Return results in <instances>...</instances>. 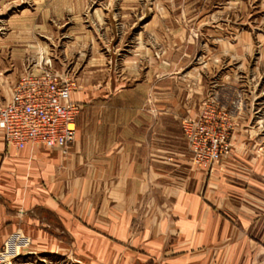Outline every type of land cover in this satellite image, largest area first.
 <instances>
[{
    "label": "crops",
    "instance_id": "obj_1",
    "mask_svg": "<svg viewBox=\"0 0 264 264\" xmlns=\"http://www.w3.org/2000/svg\"><path fill=\"white\" fill-rule=\"evenodd\" d=\"M25 1L0 0V18L20 14L32 18V12L18 10ZM250 2L253 14L264 11V0ZM9 29L10 38L0 37V84H7L0 93L1 105L11 99L10 90L31 65V58L38 63L50 59L54 70L61 72L44 43L31 40L19 46L16 42L14 36L21 29L29 32V27L15 24ZM36 50L40 51L37 57ZM137 85L111 91L109 105L101 108L89 106L84 92H74L72 100L81 104L82 112L77 138L66 152L45 146L18 150L7 145L0 130V263L25 252L65 251L70 242H89L94 247L99 240L85 236L84 227L100 226L99 217H92V210H97L95 196L107 195L106 210L122 214L108 216L106 225L123 227V238L117 240L129 253L144 255L155 264H264V201L258 197L264 196V155L226 156L214 177L202 175L198 186L189 156L183 155L175 160L188 168L180 183L179 177L164 169L163 98L158 103L155 92L154 105H148L149 99L153 103V93L148 96L140 90L142 81ZM128 95L136 97L130 104ZM121 97L123 105L111 102ZM185 112L197 114L189 106ZM235 142L252 145L243 139ZM165 177L176 181L165 184ZM163 198L171 200L168 208ZM165 208L171 214H158ZM72 213L76 234L68 228ZM53 216L58 221L54 227ZM137 218L138 232L133 221ZM115 237L112 234L114 243ZM168 246L174 249L172 254L166 252Z\"/></svg>",
    "mask_w": 264,
    "mask_h": 264
},
{
    "label": "rangeland",
    "instance_id": "obj_2",
    "mask_svg": "<svg viewBox=\"0 0 264 264\" xmlns=\"http://www.w3.org/2000/svg\"><path fill=\"white\" fill-rule=\"evenodd\" d=\"M24 8L33 13L32 18L22 14L0 18V37L10 38L11 25L29 27V32L21 29L14 36L19 46L31 40L44 43L55 69L76 76L77 91L84 92L89 106H108L111 91L130 90L138 80L143 82L140 90L148 96L153 93V103L149 99L148 105H154L155 92L158 103L163 98L164 169L179 177L180 183L188 168L175 160L183 155L189 156L188 167L196 172L197 186L202 175L214 177L226 156L264 155V11L253 14L250 0H26L18 10ZM39 53L36 50V57ZM33 59L29 67L37 62ZM5 86L0 84L1 94ZM134 99L128 95L126 101L130 104ZM114 101L123 105L125 99ZM187 106L197 114L184 113ZM213 110L222 113L219 123L226 129L220 135L228 147L218 161L204 167L197 161V149L189 142L185 126L204 120V114L213 115ZM235 139L252 141V145L238 146ZM164 181L173 184L176 179L165 177ZM108 197L95 196L97 210H92V217H99L100 226L84 227L85 236L99 240L94 247L89 242H70L65 251L25 252L0 264H155L144 255L127 252V246L118 242L123 238L122 226L106 225L108 216L122 214L106 210ZM258 197L264 201V196ZM162 201L167 208L171 205L170 199ZM157 212L171 214L166 208ZM69 218L68 228L76 234L75 214ZM51 221L53 227L58 225L54 216ZM133 221L138 232L140 219ZM173 251L170 246L166 249L169 254Z\"/></svg>",
    "mask_w": 264,
    "mask_h": 264
},
{
    "label": "built area",
    "instance_id": "obj_3",
    "mask_svg": "<svg viewBox=\"0 0 264 264\" xmlns=\"http://www.w3.org/2000/svg\"><path fill=\"white\" fill-rule=\"evenodd\" d=\"M78 88L74 74L54 70L48 60L29 67L13 87L11 99L0 106V130L7 145L23 150L28 146L64 149L73 144L82 112L81 104L72 100ZM212 113L185 126L189 142L197 149V161L204 167L218 161L228 147L220 135L226 129L219 123L222 113Z\"/></svg>",
    "mask_w": 264,
    "mask_h": 264
}]
</instances>
